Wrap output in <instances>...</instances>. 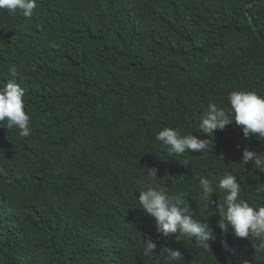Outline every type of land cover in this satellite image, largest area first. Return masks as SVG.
I'll use <instances>...</instances> for the list:
<instances>
[{
	"label": "trees",
	"instance_id": "trees-1",
	"mask_svg": "<svg viewBox=\"0 0 264 264\" xmlns=\"http://www.w3.org/2000/svg\"><path fill=\"white\" fill-rule=\"evenodd\" d=\"M12 65L31 133L0 128V264H168L165 249L181 252L173 264H264L252 237L221 232L199 188L228 172L240 199L264 206V172L239 164L264 141L235 124L206 154L169 155L155 139L165 127L207 138L210 103L264 96V0H37L30 18L0 10V86ZM153 168L209 223V249L156 232L138 201ZM148 239L157 247L145 256Z\"/></svg>",
	"mask_w": 264,
	"mask_h": 264
},
{
	"label": "clouds",
	"instance_id": "clouds-1",
	"mask_svg": "<svg viewBox=\"0 0 264 264\" xmlns=\"http://www.w3.org/2000/svg\"><path fill=\"white\" fill-rule=\"evenodd\" d=\"M36 8L37 0H0V10H6L9 14L19 10L25 18L32 17ZM9 74L13 79L0 86V128L19 129L21 137H28L31 133L30 116L24 110V90L14 79L17 75L15 65L9 68ZM227 100L228 111L210 103L207 111L199 117V130L207 138L182 135L178 129L165 127L156 134V141L166 146L169 155L184 154L186 150L206 154L213 144L209 137H214L216 131H223L232 124L241 129L246 139L253 136L264 141V96L256 92L232 91ZM250 163L264 172V153L243 148L239 164L246 168ZM184 166H187V161ZM146 170L153 183L141 185L138 201L143 212L154 219L156 232L164 238L177 233L194 237L200 246L209 249L208 242L213 238L209 223L194 218L193 210L186 204L183 194L170 195L155 184L158 180L157 169ZM199 188L205 206H213L218 212L220 220L217 226L222 233L231 232L237 239L249 240L252 237L258 242L253 245L256 251H264V206L252 207L239 198L241 186L235 175L225 172L215 188L211 179L200 177ZM217 189L222 195L214 200ZM255 191L257 194L264 193V183H258ZM144 245L145 256L155 253L157 246L151 239ZM165 251L168 264L182 258L178 250Z\"/></svg>",
	"mask_w": 264,
	"mask_h": 264
}]
</instances>
